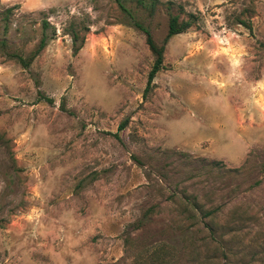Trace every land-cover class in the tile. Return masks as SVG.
Instances as JSON below:
<instances>
[{
    "label": "rangeland",
    "instance_id": "1",
    "mask_svg": "<svg viewBox=\"0 0 264 264\" xmlns=\"http://www.w3.org/2000/svg\"><path fill=\"white\" fill-rule=\"evenodd\" d=\"M143 2L0 0V264H149L160 244L166 264H264V0ZM168 11L192 24L145 90L135 22L160 45ZM189 201L217 208L225 259L190 252Z\"/></svg>",
    "mask_w": 264,
    "mask_h": 264
},
{
    "label": "trees",
    "instance_id": "2",
    "mask_svg": "<svg viewBox=\"0 0 264 264\" xmlns=\"http://www.w3.org/2000/svg\"><path fill=\"white\" fill-rule=\"evenodd\" d=\"M117 6L122 10V11H127V9L124 8L123 6V1L124 0H113ZM135 3L145 7L143 0H135ZM147 7L150 9L154 8V1H149ZM169 9V6L167 7ZM12 10V7H7L4 9L5 15H4V21L6 22L7 14L10 13ZM128 16H130V13H128ZM192 15H189L186 19L179 18V13H171L168 11L167 13V26H166V31L162 40V43L160 45H157L150 34V32L142 25L139 23L135 22V26L143 33L144 35V41L152 54V62L151 65L147 71L146 74V80H145V90L149 88V85L154 78V75L158 70L161 69L162 67V53H163V45L165 42L172 37L173 35L182 33L185 29H187L191 24H192V18L190 17ZM240 24L247 25L243 21H239ZM5 26V23H4ZM47 26L46 22L42 23V28H45ZM70 37L72 40V52L75 53L77 50L80 48V45L82 43V37L78 35L76 31L73 29L70 31ZM78 40V43H76ZM45 45V36L42 35L37 42L36 46L32 49V51L28 54L26 58L17 56L16 54H11L12 56H15L17 60H19V63L21 66L26 67L30 64V62L33 60V58L42 50V48ZM5 46V40L0 39V48ZM124 123H121L119 125V128L123 126ZM213 164H221L220 162L216 161L213 162ZM222 165V164H221ZM221 168H224L223 166ZM231 171H234L235 169H230ZM185 202V201H184ZM190 204H184V207L180 209L181 204L178 203L179 206V213L181 214L180 220H177L175 223L177 224L176 227L180 228L182 232L187 231V228H182L184 223H181L185 220V227L188 226L192 227V219H195L197 216V219H200L202 222L203 227L207 231V236L202 237L200 240L198 237H196L195 234H183L182 239L184 242L186 241L188 246L190 247L189 250L192 252V248H196L198 245H202V247L206 246V243H213L215 244L214 247L210 248L209 250L207 249L206 251H209L211 253L217 251L219 252L220 258L225 259V254L224 250L221 249L218 246V241L216 240L214 236V231H213V222H214V217L216 213L218 212L216 207L213 208H207L205 209L203 207V204H199L196 202L189 201ZM182 203V202H181ZM181 223V224H179ZM185 245V243H184ZM149 264H166L170 261H172L175 258V253L174 249L170 246L165 247V244H160L157 248H153L152 251L150 252L149 256ZM211 258V257H209ZM194 264H214L211 261H197ZM224 264V262H223Z\"/></svg>",
    "mask_w": 264,
    "mask_h": 264
}]
</instances>
